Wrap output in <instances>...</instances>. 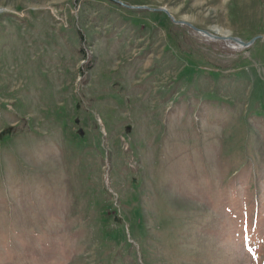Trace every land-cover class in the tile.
Instances as JSON below:
<instances>
[{"label":"rangeland","instance_id":"374dc122","mask_svg":"<svg viewBox=\"0 0 264 264\" xmlns=\"http://www.w3.org/2000/svg\"><path fill=\"white\" fill-rule=\"evenodd\" d=\"M118 1L264 36V0ZM234 44L0 0V264H264V41Z\"/></svg>","mask_w":264,"mask_h":264},{"label":"water","instance_id":"95a60500","mask_svg":"<svg viewBox=\"0 0 264 264\" xmlns=\"http://www.w3.org/2000/svg\"><path fill=\"white\" fill-rule=\"evenodd\" d=\"M110 1H113V2H115L117 4H120V5H122V6L126 7V8H131V9H135V8L143 9L144 8V9H148L150 11L163 12L175 24L187 26L191 30H193L194 32L202 34L206 38H210V39H213V40H223V41H227L228 40V41H232L235 44H237L239 47H242V48H247V47L251 46L256 40H259V39L264 41V36H256V37L250 39L249 41L244 42V41H242L241 39H239L237 37H230L229 36L228 38H224L223 36H217V35L211 34L210 32H208L206 30H201V29L196 28L195 26H193L192 24H190L187 21H184V20L177 21V20H175L174 17L170 14V12L166 8L153 9V8H148V7H145V6H143V7H133V6L125 5V4H123L122 2H120L118 0H110Z\"/></svg>","mask_w":264,"mask_h":264},{"label":"bare ground","instance_id":"6f19581e","mask_svg":"<svg viewBox=\"0 0 264 264\" xmlns=\"http://www.w3.org/2000/svg\"><path fill=\"white\" fill-rule=\"evenodd\" d=\"M197 33V32H196ZM199 34V33H198ZM200 35H202V34H200ZM203 36V35H202ZM224 38H228L229 36H223ZM227 40V39H226ZM228 41V40H227ZM229 42H232V41H229ZM232 44V43H231ZM235 45V44H234ZM233 46V45H232ZM236 46V45H235ZM240 48H242V47H240Z\"/></svg>","mask_w":264,"mask_h":264}]
</instances>
